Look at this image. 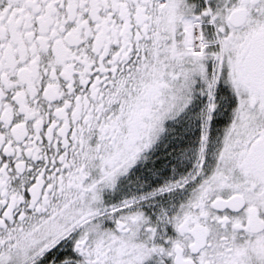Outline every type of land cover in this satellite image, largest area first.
Returning a JSON list of instances; mask_svg holds the SVG:
<instances>
[{"label": "snow or ice", "instance_id": "snow-or-ice-1", "mask_svg": "<svg viewBox=\"0 0 264 264\" xmlns=\"http://www.w3.org/2000/svg\"><path fill=\"white\" fill-rule=\"evenodd\" d=\"M0 264H264V0H0Z\"/></svg>", "mask_w": 264, "mask_h": 264}]
</instances>
